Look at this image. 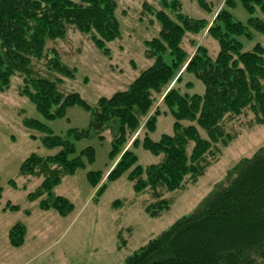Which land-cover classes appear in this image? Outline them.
<instances>
[{"label": "trees", "instance_id": "16d2710c", "mask_svg": "<svg viewBox=\"0 0 264 264\" xmlns=\"http://www.w3.org/2000/svg\"><path fill=\"white\" fill-rule=\"evenodd\" d=\"M117 1L0 0V93L18 77L19 94L46 119L63 118L73 106L89 112V126L70 133L76 140L103 139V133L111 130V154L114 159L121 151L122 155L108 179L127 172L136 193L147 192L157 198L163 190L183 189L187 182L203 175L232 139V120L249 113L252 122L264 124V47L256 44L252 51L243 52L238 41L241 36L251 37L249 28L264 35V0H240L250 15L247 26L225 9L233 0H224L217 11L210 0H189L214 14L212 22L184 14L179 0H141L142 14L154 16L160 25L158 37L146 41V57L153 59V64L128 89L100 98L94 107L75 92L62 93L57 81L34 75V61L41 60L49 71L67 77L75 74L61 62L55 48L47 47L50 41L82 35L109 57L107 44L120 38ZM204 31L219 44L215 58L202 44L192 55L184 50L185 42L192 44ZM164 54L170 55V64L164 62ZM186 71L203 83V96L180 94L177 85ZM159 95L174 119V133L163 135L158 142L145 133L143 148L162 158L158 164L142 168L130 149L139 134L122 149L139 126L143 132L154 128L159 107L146 116ZM26 124L43 133L40 143L44 148L59 150L44 158L30 156L21 170L44 173L42 185L50 200L41 201L39 207L65 216L71 208L69 202L52 196L51 189L63 174H73L82 167V162L73 157V144L66 137L53 135L37 121ZM87 154L92 157L91 149ZM90 175V182L96 185L99 175ZM165 208L166 201L160 200L149 209L155 215ZM24 232L21 225L11 228V246L21 245ZM123 264H264V147L253 157L240 160L191 214L178 219Z\"/></svg>", "mask_w": 264, "mask_h": 264}, {"label": "rangeland", "instance_id": "374dc122", "mask_svg": "<svg viewBox=\"0 0 264 264\" xmlns=\"http://www.w3.org/2000/svg\"><path fill=\"white\" fill-rule=\"evenodd\" d=\"M179 1L184 14L212 22L214 14L204 12L189 0ZM210 1L214 10L221 8L224 2ZM117 4L115 16L120 38L107 44L109 57L82 35L67 41H50L47 47L55 48L61 62L74 69L75 74L67 77L49 71L41 60L34 61V75L57 81L62 93L75 92L91 107L96 106L100 98L128 89L131 82L153 64V59L146 57V41L158 37L160 25L154 16L142 14L141 0H118ZM225 9L235 21L247 26L250 15L240 0H233ZM249 32L250 38H238L242 51H252L256 44L264 47V35L250 28ZM200 44L215 58L219 44L212 36H206V31L192 44L185 42L184 50L192 55ZM163 60L170 64V55L164 54ZM180 77L177 88L181 95H204L203 83L193 74L186 71ZM20 85V79L13 77L9 88L0 93V264H123L178 219L191 214L240 160L253 157L264 147V124H255L251 121L252 115L247 113L230 122L232 139L196 181L187 182L183 189L163 190L157 198L147 192L138 194L127 172L108 179L111 168L122 155L121 151L114 159L111 154V130L103 133V139L96 136L76 140L70 131L86 129L91 121L89 112L73 106L66 110L63 118L46 119L19 94ZM160 104L159 95L146 116L150 117L159 107L154 128L143 132L139 126L122 149L126 150L127 144L130 146L139 134L137 143L130 149L142 168L158 164L162 158L143 148L145 133L154 142L174 133V119ZM31 120L47 127L53 135L66 137L73 144V157L77 156L82 162V167L73 174H63L51 189L52 196L69 202L71 208L65 216L39 207L41 201L50 200L42 185L44 173L28 174L21 170L30 156L44 158L59 150L41 145L43 133L27 126V121ZM143 123L144 119L141 126ZM200 134L205 137L202 130ZM88 149L92 151L91 158ZM90 173L99 175L96 185L90 182ZM160 200L166 201L167 208L152 215L149 208ZM16 225H21L25 231L18 247L11 246L9 241V231Z\"/></svg>", "mask_w": 264, "mask_h": 264}]
</instances>
